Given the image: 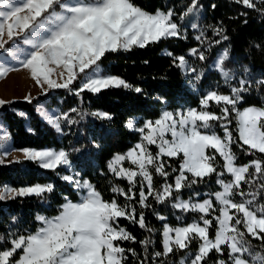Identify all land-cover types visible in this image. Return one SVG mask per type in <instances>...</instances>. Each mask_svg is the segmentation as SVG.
I'll list each match as a JSON object with an SVG mask.
<instances>
[{"label":"snow or ice","instance_id":"snow-or-ice-1","mask_svg":"<svg viewBox=\"0 0 264 264\" xmlns=\"http://www.w3.org/2000/svg\"><path fill=\"white\" fill-rule=\"evenodd\" d=\"M234 2L264 14V7L258 8L254 0ZM258 3L264 5V0ZM202 8L199 0H191L179 13L178 23L173 8L150 12L134 0H0V49L9 51L5 48L9 41L27 46L17 48L13 56L19 53L23 57L18 62L42 88L46 85L47 89H66L81 98L85 90L99 94L102 90L123 88L139 94L143 92L140 87L120 76L105 74L102 58L106 53L145 48L173 37L187 39L183 23L190 16L198 18ZM191 27L199 31L194 39L203 46L207 39L205 31L196 23H191ZM208 27L220 39L209 40L203 50L189 49V54L200 61L207 60L205 52L213 43L229 39L222 26ZM165 54L173 56L171 52ZM228 56L225 48L214 67L229 93L207 91L198 108L164 110L157 119L144 121L140 127H136L134 119L127 122L126 127L139 132L140 139L108 161V171L128 183L126 190L111 184V199L106 200L78 172L60 176L57 169L71 167L70 153L63 148L22 149L25 160L56 172L79 190L80 197L76 201L65 198L54 216L37 215L35 231L26 229V234H22L9 229L6 235L0 234V264H126L127 253L136 258L137 264H148V246L153 240L149 236L139 241L144 249V259H140L135 249H126L119 243L136 242L119 225V218L155 233L157 229L147 224L143 211L152 206L149 197L156 203L171 202L174 209L198 214L190 223L173 226L165 216L155 213L158 220L165 222L161 233L163 251L151 254L152 264H167L163 258L179 251L188 253L180 264H206L213 251L217 258L212 264H264V202L258 199L264 197V103L239 106L253 87L257 91L264 88V79L253 81L245 76L232 84L234 74L224 67ZM173 63L185 74H195L194 82L204 75L203 69L190 65L183 55L173 56ZM16 70L0 64V78ZM243 70L249 71L247 66ZM25 100L31 103L32 97L26 96ZM261 100L264 102V97ZM5 103L0 100V105ZM70 113H76L79 119ZM41 115L61 134L62 124H78L86 115L112 119L108 112L86 113L78 108L56 114L42 111ZM6 138L7 133L0 140ZM235 149L253 158L240 164ZM173 159L178 161V167L170 162ZM213 175L220 190L206 193L205 199H199L201 194L196 191L189 199H181L184 189L206 183ZM225 175L230 178L225 179ZM154 177L163 182L157 185ZM243 185H248V191ZM53 191L52 183L20 188L5 184L0 185V201L28 196L46 199V194ZM119 197L124 198V203L119 202ZM253 240L259 244H253Z\"/></svg>","mask_w":264,"mask_h":264},{"label":"trees","instance_id":"trees-1","mask_svg":"<svg viewBox=\"0 0 264 264\" xmlns=\"http://www.w3.org/2000/svg\"><path fill=\"white\" fill-rule=\"evenodd\" d=\"M134 2L150 12L156 8L166 10L171 7L177 13L184 11L191 0H134ZM257 7L258 0H254ZM203 6L196 23L205 31L206 40L202 46L194 37L199 31L191 27V21L186 20L183 28L186 30L187 39L169 38L158 43H151L145 48L133 47L130 51H118L106 53L102 58L101 67L105 74L116 75L124 78L130 84L143 89L142 93H136L127 89H106L99 94H93L85 90L82 98L69 93L66 89H48L43 94L32 98L31 103L22 99L7 101L0 105V118L7 127L12 146L15 149L24 148H53L68 151L70 153L71 167L57 169L62 175L80 173V178L94 184L103 197L111 199V184H119L128 187L126 180L115 178L108 171V161L117 153H124L140 139V133L126 127L130 119H135L137 125H143L144 121L157 119L164 110L176 111L186 108H198L202 95L210 90H219L229 93L230 89L224 84L220 73L214 65L225 48L229 51L228 59L224 61V67L234 74L232 84L236 85L241 77H247L253 81L264 79V14L246 8L243 4H237L234 0H199ZM212 4L216 7L213 9ZM245 20L247 23H245ZM222 26L229 37L220 44L213 43L210 50L205 52L207 60L200 61L189 54L191 48L208 47V41L219 40V36L213 35L208 26ZM9 41L5 46H9ZM171 52L173 56L183 55L189 64L197 69H203L204 75L199 82H194L195 74L185 72L174 65L173 56L165 53ZM147 61V63H145ZM178 63V61H177ZM249 69L244 72V67ZM78 84V82H75ZM261 97H264V88L259 91L253 87L250 93L245 94L244 101L239 105L246 107L255 104L260 106ZM45 102L50 108L58 112H67L71 108H78L82 112L95 111L108 112L111 120L97 119L92 115H86L78 124L68 126L62 124L63 134L58 133L49 125L37 111V104ZM20 112L25 115L21 116ZM76 116V113H70ZM31 129V130H30ZM219 131V129H217ZM73 149H79L74 151ZM155 152V146H152ZM238 163H247L253 157L239 153ZM20 161V162H16ZM174 167H178V161H170ZM170 171V169H169ZM51 170L40 168L35 162L24 158L10 162H0V185H8L12 188H20L35 183H52L54 191L46 194V199L36 196L8 199L0 201V234H7L8 230L26 234L25 230L35 231L38 226L37 215L54 216L58 213L59 206L65 202V198L76 201L80 192L75 186L62 180ZM229 179L227 175L224 177ZM157 185L162 179L154 177ZM248 191V185H243ZM220 190L215 183V176L207 179L206 183L199 184L193 189H184L181 198L189 199L196 191L201 194L199 199L208 198L205 194ZM119 202L124 203V198L119 197ZM138 199V197H137ZM236 199H240L236 197ZM264 202V197L258 198ZM150 208L143 209L146 222L150 227L157 229L155 233H148L138 224H132L129 220L119 218V225L127 229L136 242L123 241L121 246L133 248L144 259V249L139 241L149 237L153 244L148 246V264L151 262V254L162 249V225L165 221L157 219L155 213L167 218L170 225L190 223L198 214L174 209L171 202L156 203L149 197ZM140 211L137 205V218ZM15 217V221H13ZM180 217V220H177ZM214 234V229H212ZM264 235V234H261ZM253 244L259 241L253 240ZM196 244L191 245V251H195ZM187 251H179L163 258L167 264H180L187 257ZM126 264H137L136 258L127 253ZM217 258L215 251L209 254L206 264H212ZM226 258V255H225ZM158 260L161 258H157Z\"/></svg>","mask_w":264,"mask_h":264},{"label":"rangeland","instance_id":"rangeland-1","mask_svg":"<svg viewBox=\"0 0 264 264\" xmlns=\"http://www.w3.org/2000/svg\"><path fill=\"white\" fill-rule=\"evenodd\" d=\"M187 20L191 21L192 23H196L197 17L190 16ZM26 47L27 46L17 41L15 44L11 42L9 46H5V48L9 49V51L7 52L4 49H0V64H5L17 69L16 71L9 72L5 77L0 78V100H4L6 102L15 99L25 100L26 96L30 95L33 98L38 94H43L44 92H46L45 89H47V86L45 85L42 88L40 85H38L32 79L29 70L24 68L23 65L18 62L23 57L19 53H17L15 57L13 56V53L16 52L17 48ZM57 72H59V69L57 70ZM37 111L42 118V111H46L49 114L59 113L56 109L48 107L45 102H39L37 104ZM134 121L136 123V127L142 126L137 125L135 119ZM5 133H7V138L4 140H0V162H10L24 158L21 151L22 149H15L12 146L7 127L4 124L3 120L0 118V137L4 136ZM5 153H7V155H5ZM125 166H127V162H125Z\"/></svg>","mask_w":264,"mask_h":264},{"label":"crops","instance_id":"crops-1","mask_svg":"<svg viewBox=\"0 0 264 264\" xmlns=\"http://www.w3.org/2000/svg\"><path fill=\"white\" fill-rule=\"evenodd\" d=\"M181 199H184V198H181ZM184 200H187V199H184Z\"/></svg>","mask_w":264,"mask_h":264}]
</instances>
